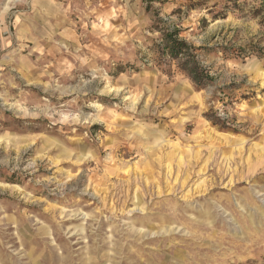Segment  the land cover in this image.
Returning a JSON list of instances; mask_svg holds the SVG:
<instances>
[{
    "label": "rangeland",
    "instance_id": "obj_1",
    "mask_svg": "<svg viewBox=\"0 0 264 264\" xmlns=\"http://www.w3.org/2000/svg\"><path fill=\"white\" fill-rule=\"evenodd\" d=\"M260 3L213 20L225 0H0V264H264ZM154 13L195 47L262 56L200 52L197 87Z\"/></svg>",
    "mask_w": 264,
    "mask_h": 264
},
{
    "label": "trees",
    "instance_id": "obj_2",
    "mask_svg": "<svg viewBox=\"0 0 264 264\" xmlns=\"http://www.w3.org/2000/svg\"><path fill=\"white\" fill-rule=\"evenodd\" d=\"M207 1L208 0H187V4L185 5V7L187 8V10L201 8L207 4ZM228 3H232L233 5H228ZM235 3L236 0H225V5L223 6L222 10L220 9L217 11H211L212 19L215 20L218 18H224L226 15V11L228 9H233ZM255 12L256 17H258L259 24L264 28V0H261V3L255 10ZM151 21L153 28H155L160 33L159 42L156 44V47L161 56H167L171 60L179 61L178 68L181 71L185 72L189 79L197 87H205L212 81L208 69L204 68L198 60V54L200 52L214 51L217 48L221 47L219 50L223 51L225 56H230L231 54L239 58H244L251 54H256L259 57L262 56V54H259L258 51L252 48L248 49L245 47L235 48L232 52L229 48H224L222 46L195 47L189 42L179 38L178 29L166 26L163 20L158 17L157 13L153 14Z\"/></svg>",
    "mask_w": 264,
    "mask_h": 264
},
{
    "label": "bare ground",
    "instance_id": "obj_3",
    "mask_svg": "<svg viewBox=\"0 0 264 264\" xmlns=\"http://www.w3.org/2000/svg\"><path fill=\"white\" fill-rule=\"evenodd\" d=\"M200 138V136H197V138ZM236 143V142H235ZM217 149H216V147H213V149L211 148V149H208V151H207V155H208V157H209V159L211 158V169L210 170H212V171H214V173L213 174H215V175H218V176H220V172H221V165H220V162H218V159L220 158V155H221V157H222V159L224 160H226V162H230L231 161V155H229L228 154V156L226 155V152L224 151V150H221V149H219V151H218V153H219V158L218 157H216L217 156ZM192 153L189 155V156H191L192 158H195L196 159V161L194 162V164L196 163H198V159H199V156L201 155V151H191ZM227 153H229V152H227ZM258 156H259V158H261V157H264V151L263 150H260V152L258 153ZM171 157H173L171 154H169L168 155V158H171ZM180 157V156H179ZM208 157H207V159H208ZM181 158V157H180ZM250 157L248 156V158L247 159H249ZM258 157H257V159L255 160V163H254V165H252L251 163H249V169L251 170V171H254L255 170V168H257L258 166L259 167H264V159H259ZM179 159V158H178ZM221 159V158H220ZM193 160V159H192ZM234 161H236V159L234 158ZM248 161H251V160H248ZM206 162V161H205ZM207 163L208 162H206L205 164H204V166L203 167H201V169L202 170H204V168H206V167H209V165L207 166ZM168 164V163H167ZM189 164H192V166L194 165L189 159L188 160H186V161H182L181 159H179L178 160V164H177V167H178V170H177V172L176 173H178V174H180L179 172V169L180 168H183L182 170V172H183V175L182 176H185L184 177V180H186V179H190L189 178V176L191 175V172H190V167H189ZM166 165V164H165ZM218 166V167H217ZM244 166V162H242V167ZM167 169H168V173H167V175H165L164 174V178L166 179V182L168 183L169 181H170V178H169V174H171V172H172V170H173V167H172V165L171 164H168L167 165V167H166ZM176 169V168H175ZM173 174V173H172ZM175 177V176H174ZM217 177V176H216ZM164 179V180H165ZM173 180H177V177H175V179H173ZM171 182V181H170ZM182 183H184V181H182ZM166 184V183H165ZM168 187V186H167ZM170 189H174V186H171L170 187ZM171 193V192H170Z\"/></svg>",
    "mask_w": 264,
    "mask_h": 264
}]
</instances>
